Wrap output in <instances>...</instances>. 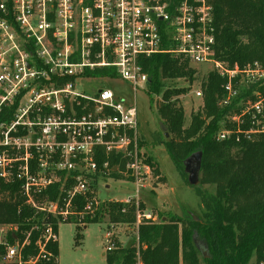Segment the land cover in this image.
<instances>
[{"label":"built area","instance_id":"obj_1","mask_svg":"<svg viewBox=\"0 0 264 264\" xmlns=\"http://www.w3.org/2000/svg\"><path fill=\"white\" fill-rule=\"evenodd\" d=\"M158 53L186 61L194 74L192 63H211L224 79L220 105L236 99L241 84L254 85L253 99L240 101L227 117L231 127L215 139L264 137V66L216 58L210 0H0V180L15 184L31 210L25 228L0 223V264H58L51 249L58 224L93 218L101 202L112 201L98 196L120 171L111 159L123 162L124 180L134 186L117 202L136 206L134 264H142L137 227L156 219L139 210V193L153 168L137 154L134 101L104 83L120 78L134 93L147 91L140 59ZM102 69L108 73L91 74ZM192 91L202 98L201 84ZM104 237L110 252L119 239L109 230Z\"/></svg>","mask_w":264,"mask_h":264},{"label":"trees","instance_id":"obj_2","mask_svg":"<svg viewBox=\"0 0 264 264\" xmlns=\"http://www.w3.org/2000/svg\"><path fill=\"white\" fill-rule=\"evenodd\" d=\"M210 2L216 58L229 65L243 66L258 61L264 66V0ZM140 62L148 77V94L161 93L157 112L164 131L159 142L184 177L183 160L201 152L199 183L194 188L203 209L198 220L188 214H161L155 221H141L137 233L142 264H249L252 258L254 264L264 262V137L240 142L215 139L221 128L231 127L227 117L239 112L240 101L251 96L255 86L241 84L238 97L228 105H220L224 79L209 72L201 83L203 105L191 113L190 123L184 128L183 109L177 105L176 98L186 93L187 88H167L165 81L184 78L192 83L194 70L186 61L168 53L154 54ZM107 73L102 69L91 74ZM165 133L170 137L166 138ZM102 160L101 155L97 162ZM110 162L116 164L119 160ZM111 177L119 178L116 173ZM205 186L212 187V191ZM138 208L144 210V203ZM30 211L15 184L0 180V223H18L20 228H25L22 222ZM135 213L134 204L107 201L98 205L93 218L85 215L72 219L86 224L107 216L112 223L132 224ZM75 228L78 240L80 227ZM35 235L31 234V242ZM194 239L206 250L205 257ZM115 244L106 264H134L135 248ZM51 249L58 255L56 244Z\"/></svg>","mask_w":264,"mask_h":264},{"label":"rangeland","instance_id":"obj_3","mask_svg":"<svg viewBox=\"0 0 264 264\" xmlns=\"http://www.w3.org/2000/svg\"><path fill=\"white\" fill-rule=\"evenodd\" d=\"M196 69L194 80L189 83L184 78L165 81L166 87L187 88L186 93L179 95L176 99L177 105L181 106L184 113L183 127L190 123L191 113L198 111L203 105L202 98L196 97L193 88L197 89L205 80L206 75L212 70L211 63H192ZM100 83H87L90 87L99 86ZM112 93L127 102L135 103L138 120L137 154L140 158L152 166V178L149 188L140 191L139 197L144 203L146 211H151L157 219L158 215H191L195 219L201 217L202 205L196 188L185 181L181 172L176 168L167 154L164 146L159 142L164 126L158 116L157 108L162 101L161 93L149 95L146 89H137L135 93L131 84L120 78H113L104 83ZM170 134L167 133L166 138ZM119 165L118 179L108 178L105 184H100L98 196L101 200L123 201L134 195V186L130 181L124 180L123 162ZM186 175V174H185ZM123 178V179H122ZM187 180V179H186ZM105 185H109L106 189ZM212 191V187L205 186ZM80 227L78 240L75 239L76 228ZM112 231L121 247H135L136 235L135 225L126 223H112L107 216L82 224L70 219L60 222L57 226L58 264H106V257L113 252H106L105 232ZM201 249L205 250L199 244ZM107 254V255H106ZM254 258L249 264H254Z\"/></svg>","mask_w":264,"mask_h":264},{"label":"water","instance_id":"obj_4","mask_svg":"<svg viewBox=\"0 0 264 264\" xmlns=\"http://www.w3.org/2000/svg\"><path fill=\"white\" fill-rule=\"evenodd\" d=\"M167 136V133H165ZM200 163H201V152H194L185 158L182 162L183 172L186 174L187 183L190 186H197L199 183V170H200ZM194 219L195 217L192 216ZM198 220V219H195ZM194 243L196 247L199 249L200 254L205 257L207 255L206 250L201 249L199 243L196 239H194Z\"/></svg>","mask_w":264,"mask_h":264}]
</instances>
